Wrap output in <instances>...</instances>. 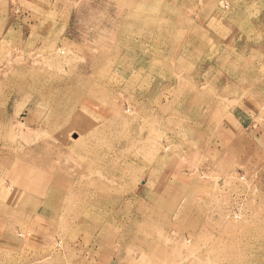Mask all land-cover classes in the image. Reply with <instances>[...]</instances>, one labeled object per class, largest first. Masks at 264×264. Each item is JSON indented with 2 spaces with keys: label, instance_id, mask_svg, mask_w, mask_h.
<instances>
[{
  "label": "rangeland",
  "instance_id": "rangeland-1",
  "mask_svg": "<svg viewBox=\"0 0 264 264\" xmlns=\"http://www.w3.org/2000/svg\"><path fill=\"white\" fill-rule=\"evenodd\" d=\"M0 264H264V0H0Z\"/></svg>",
  "mask_w": 264,
  "mask_h": 264
},
{
  "label": "bare ground",
  "instance_id": "bare-ground-1",
  "mask_svg": "<svg viewBox=\"0 0 264 264\" xmlns=\"http://www.w3.org/2000/svg\"><path fill=\"white\" fill-rule=\"evenodd\" d=\"M226 5V4H225Z\"/></svg>",
  "mask_w": 264,
  "mask_h": 264
}]
</instances>
